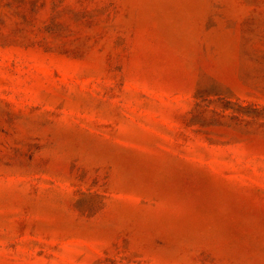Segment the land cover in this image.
Instances as JSON below:
<instances>
[{
    "label": "rangeland",
    "instance_id": "1",
    "mask_svg": "<svg viewBox=\"0 0 264 264\" xmlns=\"http://www.w3.org/2000/svg\"><path fill=\"white\" fill-rule=\"evenodd\" d=\"M0 264H264V0H0Z\"/></svg>",
    "mask_w": 264,
    "mask_h": 264
}]
</instances>
